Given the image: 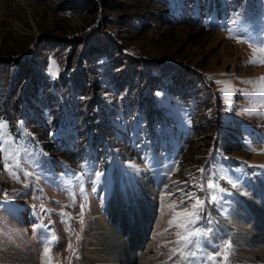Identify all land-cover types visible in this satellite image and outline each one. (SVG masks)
Wrapping results in <instances>:
<instances>
[{
    "label": "rangeland",
    "instance_id": "1",
    "mask_svg": "<svg viewBox=\"0 0 264 264\" xmlns=\"http://www.w3.org/2000/svg\"><path fill=\"white\" fill-rule=\"evenodd\" d=\"M262 47L264 0H0V264H264Z\"/></svg>",
    "mask_w": 264,
    "mask_h": 264
},
{
    "label": "snow or ice",
    "instance_id": "2",
    "mask_svg": "<svg viewBox=\"0 0 264 264\" xmlns=\"http://www.w3.org/2000/svg\"><path fill=\"white\" fill-rule=\"evenodd\" d=\"M230 31H231V29H230ZM255 51H259L261 53H264V47L259 48V49H255L254 52ZM251 62L252 63H256V62L264 63V59H261L259 61H256L254 59ZM53 71L55 72V63L54 62H53ZM0 127H6V125L0 124ZM262 167H264V166H262ZM200 171H203V169H201ZM95 176H96V179L99 180L100 177L102 176V173L97 171L95 173ZM207 187L213 188L214 185L208 184ZM0 191H2V190H0ZM93 191H95V189H93ZM188 199L189 200H193V199L195 200V203H192V205H191V211L186 209L183 213H181L179 215L184 217L186 220V224L182 225L184 227V231L186 234L184 236H182L181 239L184 240L186 244L191 245L193 243V239H192L193 237L199 238L202 235V232L198 228H195V230H193V226H195L198 222V219H199L198 212L202 208L203 204L198 198L192 197L190 194L188 195ZM213 199H215V197H213ZM177 235H180V234L178 233ZM229 249H230V244L224 246L223 258H224L225 262L227 260V254H228ZM48 254H49L48 250H45V255L47 256ZM192 255H195V253H192ZM209 259L214 261L216 259V257H210Z\"/></svg>",
    "mask_w": 264,
    "mask_h": 264
},
{
    "label": "bare ground",
    "instance_id": "3",
    "mask_svg": "<svg viewBox=\"0 0 264 264\" xmlns=\"http://www.w3.org/2000/svg\"><path fill=\"white\" fill-rule=\"evenodd\" d=\"M143 226H145V225H143ZM254 238L257 239V236H254ZM131 239H132V238H131ZM246 247H248V245H247ZM246 247L241 246L242 249L250 250V248H246ZM259 253H261V255L264 256V248H263V249H260V250H259ZM246 254H247V253H246ZM119 263H120V262H119ZM127 263H129V261H127ZM127 263L125 262V264H127ZM18 264H32V263H31V257H30L28 254L23 253V255H22V256L20 257V259L18 260Z\"/></svg>",
    "mask_w": 264,
    "mask_h": 264
},
{
    "label": "trees",
    "instance_id": "4",
    "mask_svg": "<svg viewBox=\"0 0 264 264\" xmlns=\"http://www.w3.org/2000/svg\"><path fill=\"white\" fill-rule=\"evenodd\" d=\"M158 63H160V62H155L156 65H159V66H161V67H165V64H158ZM166 68H167V67H165V69H166ZM142 69H144L145 72H147L148 70L150 71L151 66L149 65V67H146V68H144V67L142 66ZM157 69H159L158 71H160V68H157ZM152 116H153V114H152ZM174 215H176V214H174Z\"/></svg>",
    "mask_w": 264,
    "mask_h": 264
}]
</instances>
